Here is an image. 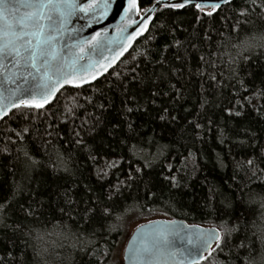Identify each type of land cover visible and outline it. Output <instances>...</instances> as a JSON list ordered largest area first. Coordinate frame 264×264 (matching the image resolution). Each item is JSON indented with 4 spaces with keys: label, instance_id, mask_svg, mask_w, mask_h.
I'll list each match as a JSON object with an SVG mask.
<instances>
[{
    "label": "snow or ice",
    "instance_id": "6c2138e0",
    "mask_svg": "<svg viewBox=\"0 0 264 264\" xmlns=\"http://www.w3.org/2000/svg\"><path fill=\"white\" fill-rule=\"evenodd\" d=\"M111 2L112 0H0V121L10 114L18 116L19 130H13L17 140L23 142L27 137L32 142L35 132V139L46 145L50 141L43 140L44 136L61 138L60 126L68 125L70 120L74 123L80 118L77 110L83 105L55 108L54 102L61 89L82 90L88 84L101 97L106 98L105 87L114 94L118 91L123 97L121 107L117 109L119 119L105 123L104 114L115 107L114 99H107V106L105 103L94 105L99 107L101 115H85L78 126L67 129L69 136L63 138L70 147L82 149L86 153V159L97 165L93 174L98 187L76 177L79 166L72 152L66 157L58 155L57 162L52 163L50 153H45L46 159H42L27 148L20 149L23 159L20 161V157H17V160L20 161L27 183L15 179V168L9 169V176L12 178L10 181L0 180V232L5 235L8 231L14 235L24 232L28 227L24 221L33 216V206H42L43 197L46 196L49 206L55 203L59 212L70 219L76 218L73 213L79 214V221L86 226L76 234L80 250L94 258L96 264H109L112 246L108 236L113 232L119 234L120 230L119 225L112 222L122 219V211L117 214L118 209L122 208L118 203L119 199L133 185L137 186V191L143 186L145 196L154 197L157 180L162 176L172 200H175L173 193L180 194L183 189H189L196 183L207 185L203 207L215 216L219 224L209 229H200L198 225L188 226L189 229H196L190 231L174 228L176 221H167L166 226L162 222L149 221L150 225L157 224L160 227L136 235L135 243L130 241L131 247H125L123 259L130 264H200L201 261H210L214 253H223L230 258L232 248H246L243 242L236 245L233 240L247 231L249 224L253 223L250 218L257 212L264 217V140L250 126H243L237 119L251 111L264 123V103H261L264 101V77L260 79L259 85L253 79L249 86L247 77H252L253 73L249 71L243 77L240 75L241 63L246 66L251 55L243 56L242 61L232 59L229 83L224 82L222 73L208 76L207 71L201 68L205 61L202 55L197 58L196 66L190 67L191 57L185 53L190 48L196 49L197 45L188 29L183 27L185 21L175 17L180 10L187 12L191 9L192 21L208 25L202 33L203 38L210 41L212 25L229 19L221 16L225 7L235 12L237 19L232 30L239 31L242 24L250 23L249 18L253 15L264 20V0H150V6L143 9L140 0H127V5L123 8L125 14L133 11L139 13L141 10L146 13L137 25L139 30L130 34L127 47H131V41L137 36L149 31L151 22L158 34L172 38L171 43L165 42L160 50H174L171 60L159 53L155 56L147 55V63L155 61V66L160 71L154 69L141 75L136 69H132L131 79L134 83H125L126 76L121 79V73L113 72L109 75H115L118 82L110 81L104 86H97L91 82L97 81L98 77L107 72L118 57H113L111 61L105 60L104 63L92 60L89 53L103 46L101 34L96 32L90 37L82 35L88 25L75 27L73 18L86 20L94 17L101 7L102 14L106 15ZM165 10L167 18L161 19L165 16ZM181 31L186 34L184 40L177 37V33ZM200 34L197 33L198 36ZM148 39L155 37L150 36ZM127 47L123 51H127ZM122 54L123 52L120 53ZM260 55L264 56V52ZM209 63L216 67L215 61L209 59ZM196 77L201 80L207 77L208 87L204 83H196ZM193 84L197 88L196 103L188 107L186 105L191 94L185 96V93ZM145 92L147 104L155 107V119L161 124L159 138L162 140L168 134L170 143L159 146L161 150L158 153L149 149L145 154V150L141 148V155L137 157L133 150L136 145L129 144L137 131L135 121L130 117L137 112L147 113L146 106H133L138 99L144 98ZM201 96L204 98L201 99ZM157 97L161 100L160 104H157ZM85 99L87 103H92L91 97ZM165 99L167 104L164 103ZM36 121H40L43 126L42 133L40 127L31 126ZM105 137L111 138L107 144L104 142ZM117 137L120 138L117 140ZM113 140L129 149L130 155L136 157L137 166L133 167L130 161V170L122 172L120 165L125 157L116 152ZM146 143L150 146L158 145L155 137L149 138ZM213 143L215 146H209ZM174 145L184 149L179 153L180 166L176 167L169 162L163 165L167 170L166 175L161 172L153 176L157 162L153 157L163 156L167 159ZM41 147L42 145H37V152ZM225 148L228 149L227 152L224 151ZM234 148L245 151L243 158L234 163L239 180L234 174L229 178L233 183L224 189L211 184L206 175L200 179L199 174L204 167L200 160L204 161V165L211 162L213 168H226V161ZM109 155L114 158L106 159ZM145 169L149 171L146 172ZM114 175L115 183L110 179ZM137 227L142 229L144 226ZM245 239L249 237L245 235ZM257 239L264 240V234H254L253 243ZM177 240L180 241L179 245ZM101 241L106 247H101ZM8 256H11L10 252ZM4 262L5 257L0 256V264ZM210 264H215L214 259ZM222 264H228V261L225 260Z\"/></svg>",
    "mask_w": 264,
    "mask_h": 264
},
{
    "label": "trees",
    "instance_id": "16d2710c",
    "mask_svg": "<svg viewBox=\"0 0 264 264\" xmlns=\"http://www.w3.org/2000/svg\"><path fill=\"white\" fill-rule=\"evenodd\" d=\"M140 2L142 8L150 5V0H140ZM191 13V9L187 12L180 10L179 15L175 17L178 20L185 21L183 27L188 29V33L191 34L193 42L197 45L196 49L190 48L188 52L185 53L186 56L191 57L190 67H195L197 58L202 55L205 57V61L202 62L201 68L207 71L208 76L222 73L225 78L224 82L229 83L231 82L230 75L231 68L233 67L231 63L232 59L235 58L238 61H242L243 56L251 55V59L246 66L241 63L240 75L243 77L246 72H252L253 76L247 77L249 86H251L253 79L255 83L259 85L260 79L264 77V56L260 55L261 52H264V20L253 15L249 18L250 23L242 24L239 31H233L232 25L235 23L237 17L235 12L229 11L228 8L225 7L224 11L221 12V16L228 17L229 19L221 20L219 23L212 25L213 31L211 33V40L209 41L203 38L202 33V30L208 28V25L197 24L192 21ZM166 18L167 10H165V16L161 17V19ZM240 19L243 20L244 18ZM198 32L201 33L199 36L197 35ZM150 36H154L155 39H148ZM185 36L186 34L182 31L177 33V37L181 40H184ZM171 40L172 38L170 36L158 34L157 30L150 25L149 31L135 42L131 51L109 73H121V79H124L125 76L127 77L124 79L125 83H134L131 79L132 69H136L141 75L145 72H151L154 69L160 71V69L155 66V61H153L152 64L147 63L146 56H155L159 53L161 56H168L169 60H171L172 51L174 50L160 52L165 42L171 43ZM221 45L223 46L221 47ZM149 50H151V53ZM217 54H219V59H217ZM256 57H259V59L257 60ZM209 59L215 61L216 67L211 66ZM109 73L92 84L104 86L110 81L118 82L117 77L115 75H109ZM195 79L196 83H204V86L208 87L207 77L203 80L199 77ZM237 87H239V85H237ZM104 90L106 92V98L94 92L89 85H85L82 90L62 89L57 95L58 99L54 102L55 108L62 109L64 105H83L82 108L77 110V116L80 118L76 119L74 123L70 120L68 125L60 126L61 138L44 136L43 140L50 141V143L46 145L42 144L41 140L35 139V132H33L31 138L32 142H29V138L27 137L23 142L16 139L13 130H19L18 116H11L10 114L5 120L0 121V149H8V151H0V180L10 181L12 178L9 176V169L15 168L17 170L15 179L27 183V181L24 180L20 164V161L23 159L20 149L27 148L35 156L42 159H46L45 153H50L52 156V163L57 162V156L60 154L66 157L69 152L74 153L75 162L79 166L76 177L84 183H89L98 187L95 175L93 174V169L96 168L97 165L86 159V153L82 149L76 148L75 146L70 147L65 143L63 138L69 136L67 129L78 126L85 115L89 113L96 116L101 115L99 107L94 105L105 103L107 106V99H114L115 107L104 114L105 123H107L108 120L115 121L119 119L117 109L121 107L120 102L123 98L122 95L119 94L118 91L115 94L114 92L107 91L106 87ZM133 90L135 91V89ZM196 91L197 88L195 84L189 86V90L185 93V96L191 95L189 103L186 106L191 107L196 103ZM73 97H75V99H73ZM86 97L92 98L91 104L86 102ZM143 97L142 99H138L137 104L133 106H146L147 113L137 112L130 117V119L135 121L137 131L134 133L135 138L131 140L129 144L136 145V148L133 150L136 151L137 157L141 155L139 151L141 148L145 150V154L149 149L153 153H158L161 150L159 146L168 145L170 143L168 134H165L162 140L159 138L161 124L155 119L156 109L154 106L147 104V92L143 93ZM203 98L204 97L201 96V99ZM208 98L211 99V97ZM160 103L161 100L157 97V104ZM164 103H168L167 99L164 100ZM261 103H264V101ZM13 111L15 112L16 110L14 109ZM181 115H183L182 112ZM41 119L43 118L41 117ZM237 119L243 126H250L252 131H256L261 139L264 140V131H261V129H264V123L260 122L255 112L249 111L244 117ZM58 122L59 121H57V123ZM89 123H91V120ZM31 126L40 127L41 133L43 132V126L40 124V121H36L35 124ZM101 135H104L103 131ZM152 137L156 138L158 145L150 146L146 143L147 140ZM119 138L120 137H117L116 139L118 140ZM110 140L111 138L105 137V144L109 143ZM89 143H91V141H89ZM112 143L116 152L123 154L125 157L120 165L122 172L130 170V161L133 167L137 166L136 157L130 155L128 148L119 145L115 140H113ZM37 145H42L39 152L36 150ZM209 146L215 145L213 143ZM217 150H219V146H217ZM105 151L108 150L105 149ZM183 151L184 149L180 148L179 145H174L171 147V155H167L166 150L167 159L163 156L153 157L157 162L154 165L155 171L152 172V175L156 176L157 173L161 172L166 175L167 170L163 165L169 162L179 167V153ZM224 151L227 152L228 149L225 148ZM244 154L245 151L239 148L232 149V155L229 156L226 161L228 163V167L226 168H213L211 162L204 165V161L200 160L201 165L204 166L203 171L199 174L200 179L202 180L206 175L211 184L218 188L223 187L226 189L228 184L233 183L229 178L234 174L237 176V180L240 179L239 174L235 171L234 163L235 160H241ZM173 156L176 158L173 159ZM17 157H20V161L17 160ZM113 158L114 157L111 155L106 157V159ZM101 164H103V161H101ZM112 171L116 172V170ZM145 171L147 172L149 170L145 169ZM116 175H120V173H116ZM121 178H123V176H121ZM110 179L115 183L116 176H111ZM49 180H51V172H49ZM154 191L156 195L152 198L145 196L143 186H140L139 191H137L136 185L124 191L123 196L118 201V203L122 205V208L118 209L117 213L120 214L122 211V219L112 222L119 225V234L113 232L108 236L109 244L112 246V253L124 235L125 222L133 210L139 214V217L145 219L167 216L173 219H182L189 223L206 226H216L219 224L215 216L210 214L209 211L203 207L204 197L207 194V185L196 183L189 189H183L180 194L173 193L175 200H172L169 198V190L166 186V182H164L163 177L160 176ZM43 200L44 203L42 206H33L35 209L33 216L28 217L27 220L24 221L28 225L24 232L16 233L15 235L11 231H8L6 235L0 232V256L5 257L4 264H96L94 258H90L89 255L80 250L81 245L77 240L76 234L80 233L81 228L86 226L83 225L82 221H79V214L73 213L76 218L70 219L67 215L59 212L58 206L55 203L49 206L46 196L43 197ZM80 207L83 206L81 205ZM123 209H126V211H123ZM69 211H71V209H69ZM19 218L21 220L24 219L23 217ZM61 218L63 227H61ZM250 219L253 223L249 224L247 231L241 233L233 240V244L236 245L243 242L246 248H232L230 258L223 253H214L211 259H214L215 264H222L225 260L228 261V264H264V240L257 239L255 243H253L254 234L256 236L264 234V217H261L259 212H257V214ZM25 232L30 234H25ZM245 235H247L249 239H245ZM101 247H106L103 241H101ZM9 252L11 256H8ZM210 261H202V263L209 264ZM109 264H113L111 258Z\"/></svg>",
    "mask_w": 264,
    "mask_h": 264
},
{
    "label": "water",
    "instance_id": "95a60500",
    "mask_svg": "<svg viewBox=\"0 0 264 264\" xmlns=\"http://www.w3.org/2000/svg\"><path fill=\"white\" fill-rule=\"evenodd\" d=\"M126 5H127V0H112L111 6L107 11L106 15L102 14L103 9L101 7L100 11L95 12L94 17H88L86 20L73 18V26L75 27H79L81 24L88 25L84 29L82 35L90 37L96 32H99L101 34L103 46L89 53L92 60L99 61L100 63H104L105 60L111 61L113 57H118L115 60V63H113L112 67L109 68L108 71L105 72L102 76L98 77L97 80L105 76L114 67H116L119 64V62L131 51L135 42L147 33V31H145L140 36H137L135 40L131 41V47H127L129 44L130 34H134L136 31L139 30L137 25L140 24V21L143 19L146 13H144L143 10H141L139 13L133 11L125 14L123 8ZM149 6L150 5L144 8H147ZM150 25L151 22H149V28ZM125 47H127V51H123ZM121 52H123L122 55H120ZM94 82L96 81H92L91 83ZM149 221L162 222V224L165 226L167 224V221H176V224L173 227L176 228L177 230L183 228L185 230L196 231V229L188 228V226H192V225H198L200 229H209L215 227V226H206V225L189 223L182 219H173L167 216L153 217L138 224L144 226L142 229L138 228L137 227L138 225L135 226L126 247H131L130 241L135 243L134 237L140 234L141 232H151L153 228L160 227V225L157 224L150 225L148 223ZM169 238L172 239L171 236ZM176 243L177 245H179L180 241L177 240ZM124 264H130V262L128 260H124Z\"/></svg>",
    "mask_w": 264,
    "mask_h": 264
},
{
    "label": "rangeland",
    "instance_id": "374dc122",
    "mask_svg": "<svg viewBox=\"0 0 264 264\" xmlns=\"http://www.w3.org/2000/svg\"><path fill=\"white\" fill-rule=\"evenodd\" d=\"M137 214L138 213L133 210L125 222L124 231H123L124 235L122 236L118 245L116 246V248L112 253L111 260L113 264H124V259H123L124 249L128 243V240L135 226L147 220L145 218L139 217V214L138 215ZM210 260L212 259L210 258ZM200 264H204V263L201 262Z\"/></svg>",
    "mask_w": 264,
    "mask_h": 264
}]
</instances>
